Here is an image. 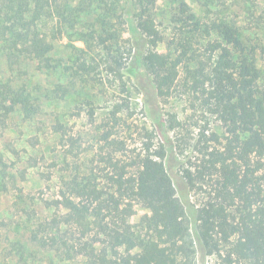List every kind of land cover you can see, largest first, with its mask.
<instances>
[{
  "label": "trees",
  "instance_id": "1",
  "mask_svg": "<svg viewBox=\"0 0 264 264\" xmlns=\"http://www.w3.org/2000/svg\"><path fill=\"white\" fill-rule=\"evenodd\" d=\"M159 1L0 0V53L7 56L10 64L28 57L46 69H60L73 82L92 84L104 81V71L108 79L123 81L124 69L136 57L150 77L155 96L162 97L174 90L180 70L185 66L183 56L187 55L188 77L183 84L186 92L197 100L202 99L227 127L222 148L207 147L204 152L207 167L213 170L211 180L213 177L215 180L203 205L197 207L178 195L167 168V150L164 145L156 148L147 131L151 141L145 142L129 164L137 169L134 174L127 176L125 168L111 156L103 157L102 161L114 170V174L105 175L108 187L114 190H104L92 180L83 186L74 181L66 190H61V198L57 200L67 211L42 225L45 229H59L62 223L84 225L90 221L95 224L97 230L92 243L84 240L85 233L78 238L77 253L86 257V264H210L207 258L211 256L218 258L216 264H264L261 69L255 55L243 46L237 23L215 19L202 26L183 1L179 3L175 19V23L185 27L181 31L186 33V39L177 42L182 50L173 52L171 46L175 41H171L168 53L159 52L158 46L164 43L157 22V12L162 8L157 6ZM125 3L136 6L134 28L147 44L143 54L134 51L131 38L122 36L131 11ZM47 9L57 13L59 31L71 38L70 63L64 64L62 59L53 56L55 43L41 30L40 22ZM83 14H91L93 19L81 29ZM196 32L201 34L200 39L207 40V52L194 48L191 38L199 34ZM77 41L83 46L74 43ZM73 89L59 84L54 93L66 97ZM14 93L9 84H0V109L8 114L19 103L28 117L33 118L39 107L29 95ZM123 107L116 104L109 120L118 123V113ZM90 114L94 117L93 107ZM171 127L176 125L172 123ZM67 130L60 119L53 124L55 133L73 142ZM111 135L112 132L105 130L102 141L117 144ZM188 177L195 184L192 174ZM136 205L148 212L133 223L131 217ZM48 241L53 247L59 242L53 235ZM135 248L139 250L132 252Z\"/></svg>",
  "mask_w": 264,
  "mask_h": 264
},
{
  "label": "rangeland",
  "instance_id": "2",
  "mask_svg": "<svg viewBox=\"0 0 264 264\" xmlns=\"http://www.w3.org/2000/svg\"><path fill=\"white\" fill-rule=\"evenodd\" d=\"M181 1L190 6L202 26L215 19L237 23L243 46L255 55L261 69L264 88V0L159 1L157 6L162 8L157 12V22L164 43L158 50L163 54L168 53L171 41H175L171 50L180 52L182 47L177 42L186 39V33L181 31L185 27L175 23ZM125 6L131 7V11L122 36L131 38L134 51L143 54L147 44L134 28L136 6L128 3ZM92 19L91 14H83L79 28L90 24ZM40 24L55 43L53 56L68 63L71 38L59 31L57 13L47 9ZM191 34L187 33L189 37ZM200 37L199 33L191 38L194 48L207 52V40ZM74 43L83 46L80 41ZM188 58L183 56L185 66ZM185 66L172 93L157 97L148 73L136 57L124 69L123 81L108 79L104 71L103 82L84 84L73 82L60 69H46L28 57L10 64L7 56L0 53V84H9L14 94L29 95L39 107L33 118L28 117L19 103L8 114L0 109V264H86V257L77 253L78 238L85 233L84 240L92 243L95 224L62 223L59 229H45L42 223L67 211L57 200L61 198V190L74 181L83 186L92 180L104 190L113 191L105 175L114 174V170L102 161L103 157L111 156L129 176L137 170L129 166L130 162L151 140L156 148L165 146L167 168L182 200L189 199L197 207L208 200L215 178L211 180L213 170L207 167L204 152L207 147L222 148L227 127L202 99L186 92ZM59 84L73 87V93L59 97L54 93ZM116 104L125 106L118 113V123L108 118ZM92 107L94 117L90 114ZM57 119L65 124L67 136L72 135L74 143L53 131ZM172 123L176 125L173 129ZM105 130L112 132L111 139L117 144L102 141ZM190 174L195 184L190 183ZM134 209L133 223L148 212L140 205ZM52 235L59 241L54 247L48 241ZM217 259L211 256L207 261L216 264Z\"/></svg>",
  "mask_w": 264,
  "mask_h": 264
}]
</instances>
